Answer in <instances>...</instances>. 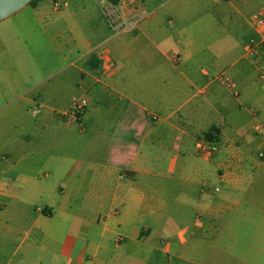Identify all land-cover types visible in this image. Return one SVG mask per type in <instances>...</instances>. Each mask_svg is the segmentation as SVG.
Listing matches in <instances>:
<instances>
[{
  "label": "crops",
  "instance_id": "1",
  "mask_svg": "<svg viewBox=\"0 0 264 264\" xmlns=\"http://www.w3.org/2000/svg\"><path fill=\"white\" fill-rule=\"evenodd\" d=\"M212 1L47 17L41 0L0 23V264H199L235 241L226 208L264 179V50L240 54L253 26L227 27L251 0ZM81 96L80 121L61 116ZM213 129L220 151L201 155Z\"/></svg>",
  "mask_w": 264,
  "mask_h": 264
},
{
  "label": "rangeland",
  "instance_id": "2",
  "mask_svg": "<svg viewBox=\"0 0 264 264\" xmlns=\"http://www.w3.org/2000/svg\"><path fill=\"white\" fill-rule=\"evenodd\" d=\"M41 0H36L34 4ZM51 2V6L49 8V15L47 17H51L54 13V10L64 11L67 6L72 10H79L77 6V2L82 1L83 3L89 2H103L105 3L108 0H46ZM110 1H118V0H110ZM134 5H141L146 0H129ZM158 1V0H157ZM208 3L209 6H214L215 3L212 0H204ZM34 4H29L24 10H22L21 15L27 17L28 19H32L35 14L32 13V8ZM55 4H60L59 9H55ZM66 4V6H65ZM264 6V0H251L250 4L245 8H241V14L233 13L232 17L229 18L228 21V29L233 38L238 39L239 34L244 31H251L248 22L250 23V19L253 14L260 10H264L262 7ZM210 7V8H211ZM262 8V9H261ZM68 9V8H67ZM89 11V9H86ZM67 11V10H66ZM105 18L109 20L110 24H112V15L104 10ZM249 20V21H248ZM240 54H244V49L242 47ZM49 47L45 49V55L41 56V76H44V70H48L49 63L46 62L49 59ZM43 52L44 50L41 49ZM54 80H57L55 78ZM257 121L259 123H264L263 117L255 118V121H251L250 125L252 128L256 127ZM250 128V127H249ZM252 129V130H253ZM256 133V132H255ZM256 139H260V137L264 138V134H253L252 135ZM264 152L255 151L254 154ZM264 160V155L261 156ZM227 209L229 212V216L231 220H236L238 223L233 227V235L235 237V241L228 240L227 236L229 234L226 232L225 241L216 244L214 248L208 247L210 245H205L204 249H200L198 252V260L199 264H264V179L259 178L256 179L252 185L245 191H240L236 193V197L232 198V201ZM231 231V232H232ZM229 247H224V246ZM194 252V251H193Z\"/></svg>",
  "mask_w": 264,
  "mask_h": 264
},
{
  "label": "built area",
  "instance_id": "3",
  "mask_svg": "<svg viewBox=\"0 0 264 264\" xmlns=\"http://www.w3.org/2000/svg\"><path fill=\"white\" fill-rule=\"evenodd\" d=\"M222 1V0H214ZM66 6V4H65ZM60 4H55V9H59ZM112 23L115 21L113 14ZM250 23L255 31V36L248 39L245 44L246 55L250 58H256L264 50V10H260L252 15ZM262 72L264 77V65L262 66ZM226 84H230L229 80L225 77H221ZM88 107V99L85 96L74 97L71 101L69 108L60 113L61 116L78 123ZM255 131L258 134H264V123H259L255 127ZM196 147L201 155L209 157L215 156L220 151V146L217 141L210 142L207 140H200L196 142ZM216 191H219L216 188Z\"/></svg>",
  "mask_w": 264,
  "mask_h": 264
},
{
  "label": "water",
  "instance_id": "4",
  "mask_svg": "<svg viewBox=\"0 0 264 264\" xmlns=\"http://www.w3.org/2000/svg\"><path fill=\"white\" fill-rule=\"evenodd\" d=\"M34 0H0V23L26 8Z\"/></svg>",
  "mask_w": 264,
  "mask_h": 264
},
{
  "label": "trees",
  "instance_id": "5",
  "mask_svg": "<svg viewBox=\"0 0 264 264\" xmlns=\"http://www.w3.org/2000/svg\"><path fill=\"white\" fill-rule=\"evenodd\" d=\"M35 1L36 0H34V1H32L31 3H30V5L31 4H34L35 3ZM224 1H233V0H224ZM217 130H215V129H213V131H211V132H209V133H207L206 135H205V140H207V141H210V142H214L215 141V136H214V132H216Z\"/></svg>",
  "mask_w": 264,
  "mask_h": 264
}]
</instances>
